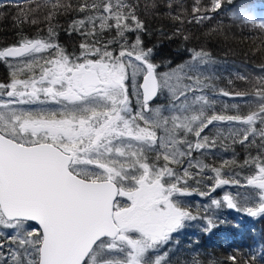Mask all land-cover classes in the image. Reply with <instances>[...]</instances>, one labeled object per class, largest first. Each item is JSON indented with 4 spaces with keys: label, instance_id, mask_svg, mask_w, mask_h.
I'll return each mask as SVG.
<instances>
[{
    "label": "snow or ice",
    "instance_id": "6c2138e0",
    "mask_svg": "<svg viewBox=\"0 0 264 264\" xmlns=\"http://www.w3.org/2000/svg\"><path fill=\"white\" fill-rule=\"evenodd\" d=\"M238 4L0 0L18 9L21 32L36 29L0 47L11 70L0 81V264H174L194 222L210 236L228 224L220 211L264 219V96L235 86L249 84L244 73L220 87L203 49L173 66L143 40L144 15L202 25L226 10L243 16ZM245 27L264 36V21ZM62 30L78 48L59 42ZM217 148L232 156L209 164ZM225 186L243 191L213 196ZM190 247V264H264V243L222 260H204L199 239Z\"/></svg>",
    "mask_w": 264,
    "mask_h": 264
},
{
    "label": "trees",
    "instance_id": "16d2710c",
    "mask_svg": "<svg viewBox=\"0 0 264 264\" xmlns=\"http://www.w3.org/2000/svg\"><path fill=\"white\" fill-rule=\"evenodd\" d=\"M185 2L191 4V0H185ZM152 3L153 0H141L142 5L149 7ZM203 3L207 4L208 0H203ZM27 7V4L23 5L24 10H27ZM225 7L229 6L225 5ZM238 7L246 10L243 16H234L232 12L235 9L226 10L225 13L216 15L214 19L202 25L179 24L162 17L158 12L154 15H144L142 19H145L148 28V32L143 35L144 44L146 47L155 46L157 61L171 60L173 66L188 61L192 55L191 50L203 49L211 53L216 61V64L210 68V72L215 74L216 83L220 87H228L229 78L235 80L237 73H244L249 75V84L246 86L236 80L235 86L241 90L246 88L253 95L264 96V92H255L257 86H264V80L256 79V76L259 75L258 66L264 64V51H257L260 40H264V36L260 37L259 32L245 27L248 23L258 24L261 22L257 16L264 15V0H239ZM17 14L18 9L14 6L0 9V47L16 43L21 34L36 35V29L29 25H24L23 32L20 31L17 24L14 23ZM40 19H43V9ZM69 22L70 18L62 17L59 26L61 29H66ZM177 28H180L183 34L172 37L171 34ZM162 33L166 35H162ZM184 36H187L188 39L185 40ZM59 42L71 52L78 48L80 41L79 37H69L62 30ZM10 71L3 62H0V81L7 79ZM257 103L253 102L252 106L255 107ZM236 152L238 158L242 160L245 155L244 150L237 147ZM231 156V151L225 152L222 148H217L208 155L207 162L217 165L221 159H228ZM238 190L243 191V189L225 186L217 189L213 196L222 197L225 192L234 193ZM187 199L201 201V203L207 202L198 196ZM217 214L226 219L228 224L217 228L209 236L201 233L200 221L194 222L193 226L181 235L179 246L172 251L174 264H190V242L196 239H199V251L204 260H208L209 257L222 260L230 254L242 258L248 255L250 248L264 243V219L253 220L230 210L220 211ZM236 222L240 223L238 229L231 227ZM251 229H255V232L253 233ZM236 249H239V252H236Z\"/></svg>",
    "mask_w": 264,
    "mask_h": 264
},
{
    "label": "rangeland",
    "instance_id": "374dc122",
    "mask_svg": "<svg viewBox=\"0 0 264 264\" xmlns=\"http://www.w3.org/2000/svg\"><path fill=\"white\" fill-rule=\"evenodd\" d=\"M257 12V11H256ZM258 13V12H257ZM257 19L259 20V21H264V15L263 16H257Z\"/></svg>",
    "mask_w": 264,
    "mask_h": 264
}]
</instances>
